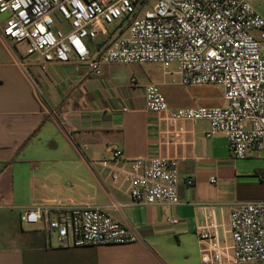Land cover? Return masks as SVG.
<instances>
[{
  "label": "crops",
  "instance_id": "0c3cea01",
  "mask_svg": "<svg viewBox=\"0 0 264 264\" xmlns=\"http://www.w3.org/2000/svg\"><path fill=\"white\" fill-rule=\"evenodd\" d=\"M134 1L140 12L151 9L145 6L149 0ZM248 1L263 16L264 0ZM6 18L0 14V35ZM111 33L87 41L92 57L115 37ZM32 60L0 36V264H203L197 231L207 226H216L219 243L230 246V205L264 201V157L251 151L236 159L224 135L206 137L208 122L173 124L168 113L144 105L145 87L156 84L170 112L224 107L222 87L181 85L157 65H102L95 76L82 64L76 72L74 61L41 70ZM28 74L65 119L43 114ZM139 157L176 160L179 205L132 203L123 171ZM62 202L99 207L137 230L140 239L58 246L42 224L27 229L21 222L36 205ZM168 218L178 223L170 226ZM225 257L223 264H239L231 261L230 249Z\"/></svg>",
  "mask_w": 264,
  "mask_h": 264
},
{
  "label": "built area",
  "instance_id": "2783aa9c",
  "mask_svg": "<svg viewBox=\"0 0 264 264\" xmlns=\"http://www.w3.org/2000/svg\"><path fill=\"white\" fill-rule=\"evenodd\" d=\"M0 14L7 15L3 43L22 48L41 70L74 61L76 72L82 64L100 76L102 65L149 64L160 66L165 75L175 74L181 85L222 87L224 107L170 112L159 86L148 84L145 109L168 113L173 124L208 122L206 137L224 135L236 159H246L251 151L264 157V17L248 0H156L144 12L134 0H0ZM112 27L119 29L117 36L92 57L87 41L109 35ZM28 77L43 114L65 119ZM114 156L123 154L115 151ZM123 173L133 204H180L176 160L139 157ZM21 222L42 224L58 246L121 245L140 239L137 230L115 222L99 207L36 205L22 214ZM167 223L175 226L178 220L168 218ZM229 232L231 244L222 246L216 226L198 229L203 264H223L229 249L233 262L264 261V201L231 204Z\"/></svg>",
  "mask_w": 264,
  "mask_h": 264
},
{
  "label": "rangeland",
  "instance_id": "374dc122",
  "mask_svg": "<svg viewBox=\"0 0 264 264\" xmlns=\"http://www.w3.org/2000/svg\"><path fill=\"white\" fill-rule=\"evenodd\" d=\"M155 1L156 0H149V1H147L146 2V4H145V6H146V8H152V6L154 5V3H155ZM261 13L263 14V16H264V11H261ZM111 30H112V35L114 34L115 36H117V32H119V29L117 28V27H112L111 28ZM154 65H145V68H147V69H151V70H153V69H155L156 67H153ZM36 225H26V224H24V227L25 228H27V229H29V228H32V227H35Z\"/></svg>",
  "mask_w": 264,
  "mask_h": 264
}]
</instances>
